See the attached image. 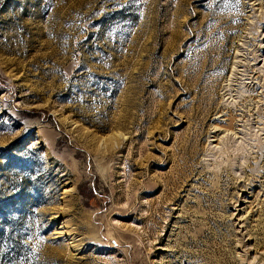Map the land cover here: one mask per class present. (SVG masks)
<instances>
[{"label": "rangeland", "instance_id": "374dc122", "mask_svg": "<svg viewBox=\"0 0 264 264\" xmlns=\"http://www.w3.org/2000/svg\"><path fill=\"white\" fill-rule=\"evenodd\" d=\"M0 264H264V0H0Z\"/></svg>", "mask_w": 264, "mask_h": 264}]
</instances>
